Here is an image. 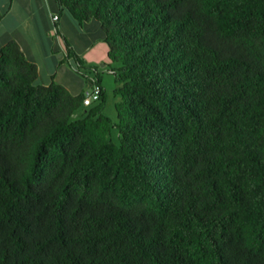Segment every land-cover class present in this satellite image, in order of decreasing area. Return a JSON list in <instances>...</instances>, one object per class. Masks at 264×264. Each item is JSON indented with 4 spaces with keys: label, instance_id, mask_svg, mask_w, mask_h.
I'll use <instances>...</instances> for the list:
<instances>
[{
    "label": "trees",
    "instance_id": "obj_1",
    "mask_svg": "<svg viewBox=\"0 0 264 264\" xmlns=\"http://www.w3.org/2000/svg\"><path fill=\"white\" fill-rule=\"evenodd\" d=\"M56 1L100 24L117 119L2 48L0 264H264V0Z\"/></svg>",
    "mask_w": 264,
    "mask_h": 264
},
{
    "label": "crops",
    "instance_id": "obj_2",
    "mask_svg": "<svg viewBox=\"0 0 264 264\" xmlns=\"http://www.w3.org/2000/svg\"><path fill=\"white\" fill-rule=\"evenodd\" d=\"M55 16L59 17L56 22ZM100 27L94 20L79 24L56 0H0V53L9 42H16L26 59L38 67L37 85L55 83L77 96L85 94L89 85L74 70L77 63L68 58V43L83 60L84 68L95 67L99 71L107 104L109 93L104 74L113 75L115 87L111 92L115 95L117 85L112 68L116 66H111L109 47Z\"/></svg>",
    "mask_w": 264,
    "mask_h": 264
},
{
    "label": "built area",
    "instance_id": "obj_3",
    "mask_svg": "<svg viewBox=\"0 0 264 264\" xmlns=\"http://www.w3.org/2000/svg\"><path fill=\"white\" fill-rule=\"evenodd\" d=\"M59 17L55 16L53 20L58 21ZM74 70L86 80L89 85V89L84 94L83 107L87 108L101 100L103 93V87L100 81L99 71L95 67L82 68L78 65L74 67ZM74 117H78L77 114Z\"/></svg>",
    "mask_w": 264,
    "mask_h": 264
},
{
    "label": "rangeland",
    "instance_id": "obj_4",
    "mask_svg": "<svg viewBox=\"0 0 264 264\" xmlns=\"http://www.w3.org/2000/svg\"><path fill=\"white\" fill-rule=\"evenodd\" d=\"M100 30L103 34V31L100 27ZM104 84H105V87L107 88L108 90V93H109V99L107 101V106H106V109L104 110L105 114L107 117H109L114 123L116 122V109H115V103L118 102V99H120L119 97L115 96L112 92H111V88L115 87V83L113 81V75L111 73L109 74H104ZM117 98V100L115 99ZM116 100V101H115ZM77 115H79V117H82L83 116V113L80 111L77 113ZM112 139L114 140V142L116 144H119V141H120V137H119V134H118V130L116 128H114L113 130V134H112Z\"/></svg>",
    "mask_w": 264,
    "mask_h": 264
}]
</instances>
